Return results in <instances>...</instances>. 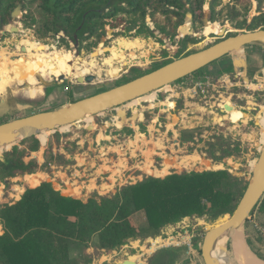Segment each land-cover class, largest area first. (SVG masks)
Instances as JSON below:
<instances>
[{
    "label": "rangeland",
    "instance_id": "rangeland-1",
    "mask_svg": "<svg viewBox=\"0 0 264 264\" xmlns=\"http://www.w3.org/2000/svg\"><path fill=\"white\" fill-rule=\"evenodd\" d=\"M210 1L208 0L204 7L203 18L207 17L211 23L207 28L202 21L193 23L187 20L184 22L186 32L178 31L177 36L171 38L157 30L151 18H148L146 27L139 24L134 25L131 31H126L124 25L118 29L107 26L106 33L99 40L86 38L78 41V44L67 38L64 33L51 35L44 40L37 39L35 31L25 27L21 22L24 16L22 12V15L12 20L10 25L5 28L0 26V65L3 67L2 71L0 70V82L1 78L6 76L4 72L11 70L12 66L9 65L28 63L29 59L30 62L34 61L33 57L36 55L34 46L39 49L45 46L47 57L53 59L64 55L72 58L76 69L71 77L67 75L55 80L48 75L36 74L38 84L35 87L25 83L28 76L23 84L18 80H10L5 89L0 90V124L5 118L13 115L27 117L50 111L115 88L124 80L135 79L140 74L149 73L167 62L178 59L176 55L180 51L181 57H184L219 42L221 39H217V35L223 33L224 29L228 32L226 37L248 31L236 28L237 23L244 20L243 15L248 4L246 0H241L242 3H238L237 0H223L222 7L217 10L223 7L226 10L219 22H213L211 19ZM233 6H236L242 15L237 23H232L228 15V8ZM250 8L249 22L259 15L255 0H252ZM108 22L111 24L113 20ZM160 22L164 24L162 18ZM186 41L187 44H184ZM97 51L99 53L96 56ZM238 56H243V59L239 60ZM50 67L57 70L54 64ZM237 71L242 72L245 82L241 80L242 78L234 82V78L229 76L237 74ZM9 73L13 75L11 71ZM88 76H95L96 79L92 83L77 82L78 78ZM206 78L210 80L209 87L204 89L205 93L200 92L199 96L186 91L176 97L174 87L169 86L163 89L161 96H147L86 119L67 129L50 133L43 139L44 145L37 153H44L46 156L43 170L50 171L47 183H52L56 190L62 192L66 183L58 177L60 183L58 185L54 180L57 179L54 172L67 173L64 178H76L86 182L82 185L84 188L76 190L74 194L87 198L94 194L108 196L113 194L111 190L117 185L122 184V187L134 185L147 177L164 178L173 172L227 170L248 181L259 156L257 160L254 158L258 152L260 155L264 146V51L253 46L245 48L242 52L204 69L195 81L206 82ZM255 79H258L259 83L255 82ZM30 90L37 94L32 97ZM231 107L245 118H239L236 122L234 119L237 115L232 114L234 112H231ZM137 112L140 116L135 121L132 118ZM122 113L126 118L120 115ZM146 115L149 116L148 119ZM192 130H196L194 140H190L191 136L186 133ZM225 141L233 144L232 149L238 146L237 157L224 158L222 150L225 146L220 144ZM212 144L217 147L215 157L219 160L214 159L212 155L213 149L210 148ZM189 157L198 160L195 166L177 167ZM26 160L31 159L26 156ZM51 167L54 169L51 170ZM157 170L167 172L150 173ZM103 178L105 180L109 178L112 186L105 184ZM31 179L25 180L27 189L33 185ZM9 180H13L12 184L19 185L20 188L24 185L22 180L15 181L16 178ZM5 183L0 182V185L5 188ZM90 183L92 187L87 188V184L91 185ZM64 194L70 192L64 191ZM9 197L4 195L0 204L13 202L8 200ZM261 212L257 207L242 230L245 241L263 255L264 245L257 238V232L252 224L254 215H257L260 221L257 222L264 225V212ZM228 219L221 218L211 222L204 218H191L180 223L171 232L162 233L161 236L164 235L162 240L173 235L175 243H181V247L188 249L187 251L190 248L194 250L193 246L183 245V242H189V237L192 239L198 235L202 236L204 232L206 236L209 231ZM232 232L226 236V250L228 245L232 250ZM155 240L148 239L143 243H136L134 249L130 246L128 250L125 246L114 252L100 250L93 245L91 248L98 250L92 256L93 264H121L123 259L124 261L127 259L126 254L129 256L127 260L133 257L140 260L143 257L142 263L147 264L145 260H151L165 245L160 239L157 244ZM203 240L200 242L201 246ZM150 249L153 250L148 253ZM196 253L202 262L201 253ZM143 254L144 256H141ZM227 256L231 257L228 254ZM191 259H194L193 256ZM186 262L190 260L184 261Z\"/></svg>",
    "mask_w": 264,
    "mask_h": 264
},
{
    "label": "trees",
    "instance_id": "trees-1",
    "mask_svg": "<svg viewBox=\"0 0 264 264\" xmlns=\"http://www.w3.org/2000/svg\"><path fill=\"white\" fill-rule=\"evenodd\" d=\"M246 1L248 4L241 22H236L242 16L236 6L228 8L231 22L237 23L238 30L264 28V0H255L259 15L250 22L248 14L252 0ZM237 2L242 3L241 0ZM206 3L208 0H0V26L10 25L14 10L22 6L24 16L21 22L34 30L39 40L60 33L75 43V36L78 41L86 38L99 40L106 33L107 26L118 29L124 25L126 31H131L134 25L146 27L148 18L162 34L175 38L188 16L192 17L190 22L201 21ZM222 5L223 0L209 2L213 22H219L225 12V7L217 10ZM109 20L113 23L110 24ZM181 53L176 57L180 58ZM202 73L200 71L194 77ZM132 80H124L119 85ZM163 92L160 90L149 96H161ZM20 118L13 115L1 124ZM186 133L191 136L190 140H194L196 130ZM49 134L1 148L0 182L43 170L44 166H40L36 159L27 161L26 156L39 152L44 145L43 139ZM223 145L224 158L237 157L238 146L232 149L233 144L229 141L220 144ZM210 148L217 159L216 145L212 144ZM258 156L259 152L254 159L257 160ZM247 183L227 170L173 172L164 178L147 177L108 196L94 194L81 199L64 196L52 183L45 182L27 189L15 203L0 204V225L3 228L0 264H93L94 258L87 254L93 245L114 252L131 242L157 239L167 228L177 226L187 218H204L211 222L230 218ZM258 207L264 212V199ZM202 240L201 235L191 240L198 253H201ZM247 243L255 255L264 260V256ZM183 252V247L160 249L148 264H177ZM227 254L232 256L230 245Z\"/></svg>",
    "mask_w": 264,
    "mask_h": 264
},
{
    "label": "water",
    "instance_id": "water-1",
    "mask_svg": "<svg viewBox=\"0 0 264 264\" xmlns=\"http://www.w3.org/2000/svg\"><path fill=\"white\" fill-rule=\"evenodd\" d=\"M22 12V6L17 7L12 14V20L20 17ZM188 18L192 19L191 16H188ZM201 21L205 28L207 24H210L207 17L202 18ZM180 32H186V26L182 27ZM1 34L4 35V32ZM227 34L228 32L224 29L223 34L217 35V39H221L219 42L195 53L173 60L128 83L50 111L36 113L0 124V149L33 139L42 134L54 133L80 123L89 117H95L130 104L193 76L219 60L242 52L245 48L253 46L264 51V28L255 31H244L232 37H226ZM75 40L78 44L77 36H75ZM40 49L44 50L45 46H42ZM95 79V76L80 77L77 79V82L92 83ZM120 115L123 118L126 116L123 113ZM139 116L140 113L137 112L132 119L137 121ZM146 116V119H148L149 116ZM27 158H31V155H27ZM6 183H10V180H7ZM263 199L264 146L248 179L246 190L236 211L222 226L212 229L204 236L201 246L202 264H220L214 256L216 242L224 234L243 227ZM121 264L135 263L125 260Z\"/></svg>",
    "mask_w": 264,
    "mask_h": 264
},
{
    "label": "bare ground",
    "instance_id": "bare-ground-1",
    "mask_svg": "<svg viewBox=\"0 0 264 264\" xmlns=\"http://www.w3.org/2000/svg\"><path fill=\"white\" fill-rule=\"evenodd\" d=\"M188 21H190V18H188ZM211 24V23H210ZM207 24L206 28L210 25ZM16 31V29L14 30ZM223 34V33H221ZM220 35V34H219ZM34 51H36V55L33 57L35 58L34 61L30 62V59L28 61V63L24 62L22 63H18V64H13V65H9L12 66L11 68V72L13 75H11L9 72H4L6 76H3L1 78V82H0V90H4L6 85L10 82V80H18L21 84L24 83V80H26V76H28L27 80L25 81V83L27 82V84H29L31 87H35L38 84L37 79L35 78L36 74H40V75H48L50 78H52L53 80L55 79H60L62 76H70L73 75L75 73V63L74 60L70 57L67 56H59L60 58L57 59H53L52 57H47L46 55V47H45V51H40L39 47L34 46L33 47ZM1 53V52H0ZM31 53V52H30ZM29 53V54H30ZM98 51L95 53V55H98ZM34 55V54H33ZM32 55V56H33ZM1 57V56H0ZM5 57V56H4ZM109 60V59H108ZM93 63V62H92ZM109 63H111V61H109ZM54 64L57 67V70L52 69L50 66ZM95 64V63H94ZM2 65H0V70L2 71ZM6 68V67H5ZM9 70V69H8ZM29 74V75H27ZM11 76V77H10ZM62 80V79H61ZM40 92V91H39ZM30 95L33 97L34 95L37 94V92L35 91H29ZM39 94V93H38ZM149 96V95H148ZM147 97V96H146ZM145 98V97H144ZM140 100V99H139ZM137 101V100H136ZM135 102V101H134ZM230 111V110H229ZM231 112H234L232 114L237 115V118L234 119L236 122H238L239 118H245L241 113H237L234 107H231ZM230 113V112H229ZM91 118V117H89ZM87 118V119H89ZM68 127L64 128L67 129ZM185 160V159H184ZM198 160L193 159L192 157H189L185 162L179 164L177 167H181V165H183V168H188L190 166H195L197 164ZM182 168V167H181ZM194 168V167H193ZM167 170V169H166ZM164 170L163 172L161 171H150V173L153 172H157V173H166L167 171ZM224 224V223H223ZM220 226H222V224L218 225L215 228H219ZM232 234H231V242L233 244V247L235 248V252H236V258L239 259H244L246 264H259L255 259V257H253L252 254H248L245 252L247 248H244V239H243V230L242 227L238 230H232ZM226 236L227 234H224L217 242L214 248V256L217 259V261L220 264L225 263L223 260L224 258H229L227 256V250L225 247L226 244ZM246 246V245H245ZM245 250V251H244ZM234 252V255H235ZM233 253V250H232ZM252 256L255 259H251L249 256ZM235 257V256H234ZM233 257V258H234ZM235 258V260H236ZM131 260L134 261V259L132 258ZM237 260V261H238ZM132 261V262H133ZM131 262V261H130ZM230 262V261H229ZM227 262V263H229ZM241 262V261H240ZM134 263V262H133ZM230 264V263H229ZM243 264V263H242ZM261 264V263H260Z\"/></svg>",
    "mask_w": 264,
    "mask_h": 264
},
{
    "label": "crops",
    "instance_id": "crops-1",
    "mask_svg": "<svg viewBox=\"0 0 264 264\" xmlns=\"http://www.w3.org/2000/svg\"><path fill=\"white\" fill-rule=\"evenodd\" d=\"M225 59V58H224ZM223 60V59H222ZM222 60H219V61H217V62H215L214 64H216V63H218V62H220V61H222ZM213 64V65H214ZM96 142H97V140H96ZM98 143V142H97ZM105 150V148H103L102 149V151H104ZM38 153V152H37ZM37 153H33L32 155H31V158L30 159H36L38 162H39V164H40V166H44L43 164L46 162V156H44L45 154L44 153H39V154H37ZM45 165H47V164H45ZM76 166H73V168H75ZM54 168L53 167H51V170H53ZM48 171H49V169L47 170V171H44V170H41V171H38V172H36V173H34V174H32V175H25V176H23V178H20V177H17L16 178V180L15 181H18V180H22L23 181V186H22V188H20L19 187V185H13L12 183V181L13 180H10V183H5L6 184V187H8V190H6V187L4 188V187H2L1 185H0V201H2L3 199V196L4 195H9L10 197L8 198V200H11V201H13L14 203L15 202H17V201H19L21 198H22V196H23V194H24V191L27 189V183L25 182V180L26 179H28V178H32L31 179V184H33L32 186H28V188H31V187H33V188H36V187H39L40 185H41V183H45V182H48V178H50V174L48 173ZM50 172V171H49ZM67 174V173H66ZM66 174H64V173H62L61 171L60 172H54V175L56 176V178L57 179H54L56 182H57V184L58 185H60V183H59V179L60 180H62V181H64L65 183H66V186H64V190H62V194L64 195V196H67V197H76V198H81V199H85L84 197L82 198V196H79V195H76V194H74V192H76V190H79L80 188H84V186H82V185H85V183L86 182H84L83 180L81 181V180H78V179H68V177H66V178H64V176L66 175ZM68 175V174H67ZM58 177H59V179H58ZM20 178V179H19ZM70 180V181H69ZM98 179H96V181H97ZM30 183V182H29ZM28 183V185H31V184H29ZM34 183H38V184H34ZM91 184V183H90ZM24 186H26V187H24ZM87 188H89V187H92V184L91 185H88L87 184V186H86ZM18 190V191H17ZM64 191L65 192H70V194H64ZM93 191V190H92ZM90 193H93V192H90ZM187 219H190V218H187ZM177 226H179V225H177ZM176 226H174V227H169V228H167L164 232H163V234H167V232H171V230H173L174 228H175ZM1 234H3V228H2V226L0 225V235ZM243 236H244V234H243ZM191 237H189V239H190ZM243 239H244V248H247V249H245L244 251L247 253V255L248 254H252L253 255V257H255V258H253L251 255L249 256L251 259H255L259 264L261 263V264H264V260H261V259H259L256 255H255V253L251 250V248L249 247V245H248V243H247V241H245V238L243 237ZM189 241V240H188ZM140 244V242H138V241H136V242H131V243H129L126 247L128 248V250L130 249V246H131V249H134V246H135V244ZM187 243H189V242H187ZM246 245V246H245ZM139 246V245H138ZM140 247V246H139ZM186 248H184V252H183V255L181 256V258L179 259V261L177 262V264H202V262L200 261V257H199V255L197 256V253H196V251H195V249L193 250V248H190L189 249V251H187L188 249H186ZM235 248L233 247V244H232V250H233V253H232V256L231 257H229V258H227V261H226V258H224V262L225 263H223V264H246L245 263V260L244 259H237L236 258V252H235V250H234ZM151 250H153V249H150L149 251H147L148 253H150V251ZM96 252H98V250L97 249H95V248H89L88 250H87V254H89L90 256H93ZM234 252H235V255H234ZM141 256H144V254L143 255H141ZM140 256V257H141ZM193 256V258L194 259H191V257ZM235 256V257H234ZM263 256H264V252H263ZM234 257V258H233ZM138 258V257H137ZM142 258L143 257H141L140 258V260L138 259H136V257H133V259H134V261L133 260H131L130 259V261L132 262H134L135 264H145V263H142L143 261H142ZM235 258H236V260H235ZM190 260V262H186V263H184V261H187V260ZM238 260V261H237ZM230 261V262H229ZM241 261V262H240ZM145 262L148 264L149 263V261H147V260H145ZM227 262H229V263H227Z\"/></svg>",
    "mask_w": 264,
    "mask_h": 264
},
{
    "label": "built area",
    "instance_id": "built-area-1",
    "mask_svg": "<svg viewBox=\"0 0 264 264\" xmlns=\"http://www.w3.org/2000/svg\"><path fill=\"white\" fill-rule=\"evenodd\" d=\"M192 78V79H190ZM199 77H194L193 76H190L189 79L187 81H180L174 85H172L175 89V96L178 97L180 94H183L184 92L188 91V92H191L193 93L195 96H199V93H205L204 89L206 87H209V79H207L206 82H200V81H195V79H197ZM106 175V174H105ZM107 176V175H106ZM102 180H105V178H103ZM105 184H108L109 187L112 186V183L110 182L109 178H106L105 181H103ZM119 188L121 189L122 188V184L120 185H117L115 189H112L111 192L114 193V191H117L116 189ZM118 189V190H119ZM110 192V193H111ZM191 219V218H190ZM190 219H185L184 221H187V220H190ZM194 219V218H193ZM250 219V218H249ZM257 220L259 221V216L257 217V215H254V220L252 222L253 226H254V229L256 230L257 232V238L260 240V242L264 245V225L262 224H259L257 222ZM260 222V221H259ZM205 236V234L202 235V238ZM162 237H164V235H162L160 238L156 239L155 240V243L157 244V242L159 241L160 239V242L162 244H165L163 245V248L161 249H164V248H169V247H181V243H175L174 242V239L175 237L172 235V236H168V238L166 240H162ZM191 238L189 239V243H186V242H183V245H186V246H190L192 247V244H191ZM152 241V240H151ZM127 248V247H126ZM160 248V247H159ZM126 257L127 259L129 258L128 254H126ZM126 259V260H127ZM124 261V259L122 260Z\"/></svg>",
    "mask_w": 264,
    "mask_h": 264
},
{
    "label": "flooded vegetation",
    "instance_id": "flooded-vegetation-1",
    "mask_svg": "<svg viewBox=\"0 0 264 264\" xmlns=\"http://www.w3.org/2000/svg\"><path fill=\"white\" fill-rule=\"evenodd\" d=\"M238 58H239V60H241V58L243 59V56L242 57L241 56H238ZM229 76H232L231 78H234V82H236V79L242 78V72H238L237 74H233V75L229 74ZM241 80H243L245 82V80L243 78ZM255 82H258L259 83V80L258 79H255Z\"/></svg>",
    "mask_w": 264,
    "mask_h": 264
}]
</instances>
